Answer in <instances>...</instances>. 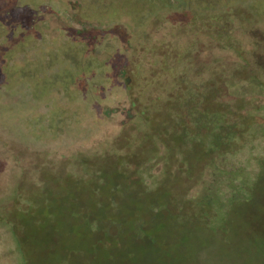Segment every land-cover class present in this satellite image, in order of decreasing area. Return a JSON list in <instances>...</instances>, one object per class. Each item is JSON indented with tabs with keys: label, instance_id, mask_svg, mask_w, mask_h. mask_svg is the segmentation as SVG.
Wrapping results in <instances>:
<instances>
[{
	"label": "rangeland",
	"instance_id": "rangeland-1",
	"mask_svg": "<svg viewBox=\"0 0 264 264\" xmlns=\"http://www.w3.org/2000/svg\"><path fill=\"white\" fill-rule=\"evenodd\" d=\"M0 46V264H264V0H0Z\"/></svg>",
	"mask_w": 264,
	"mask_h": 264
},
{
	"label": "trees",
	"instance_id": "trees-1",
	"mask_svg": "<svg viewBox=\"0 0 264 264\" xmlns=\"http://www.w3.org/2000/svg\"><path fill=\"white\" fill-rule=\"evenodd\" d=\"M154 26H155V24H154ZM18 37L19 38H24V34H18ZM27 37H30V35H28ZM22 42H24L23 41V39H22ZM21 42V43H22ZM191 42H196L195 40H191ZM200 42V41H199ZM205 42H206V40H205ZM2 46H12V45H10V44H4V45H2ZM2 46H0V47H2ZM12 47H17L18 49L17 50H20L19 48H20V45H18V46H12ZM21 48H22V50H24V46H21ZM168 47L166 46L164 49H167ZM170 48H172V47H170ZM160 49V48H159ZM150 53H152L151 51H149ZM148 52V53H149ZM15 53V52H14ZM133 59H132V64H133V66H132V68H133V76L135 77V73L136 74H138L136 71H135V69L137 70V65L139 66V65H141V67L143 68L144 67V69H145V67L148 69H145V73H144V75H146L148 78H150V80H153L154 78H152L151 79V77H155L156 76V74L157 73H154L153 71H154V69H157L158 70V68H155L153 65H152V63L154 64V61L155 60H151L150 59V57H148V54H147V57H146V60H145V65H142L141 64V61H139V57H138V55L136 54V52L134 53L133 52ZM158 62H159V59H158ZM163 63L164 64H167V60L165 59V58H163ZM160 64V63H159ZM161 65V64H160ZM165 70V69H164ZM6 71V70H5ZM162 74V73H161ZM144 75H143V77H144ZM126 79H127V83H128V88H129V90H130V92H131V94L133 95L134 93H135V85H134V80H133V78L131 77V76H127L126 77ZM150 80H148V79H146V81L148 82H150ZM208 82H203V83H198V84H194V83H191V84H188V86H187V88H186V90L184 91V92H182V94H179L180 96L179 97H182V98H184V101H185V109H184V111H180L179 110V108H180V106H181V104H179V103H177V100H178V98H177V100H174L173 101V99H175L174 97H172V99L171 100H168L169 102V104H171L172 103V106H174L175 107V109H174V113H175V115H174V118H173V120H174V126L176 127L174 130H173V134H172V136H173V138L175 139V140H178L180 137H183V136H185L186 134H185V132L184 131H182L181 130V127H180V122L183 124V122H186L187 124H189L190 126L193 124V123H196V121H195V117L194 116H191V117H186V119H184V116L186 115V113H187V111H188V108H190V106H188L189 104H193L192 103V97H193V94H191V98H189V95H190V93H191V91H196V92H199V91H201V87L202 88H205L206 89V92L207 93H210V92H213L214 91V87H217L218 86V82H216V81H211L210 79H208L207 80ZM201 82V81H200ZM151 83H153V89L155 90V89H157V88H159V87H161V85L162 86H164L166 83H163L162 82V84H158V83H156V82H152L151 81ZM161 83V82H160ZM168 83V82H167ZM202 84H204V85H202ZM137 87H138V85H137ZM141 87V86H140ZM143 88V92H141V91H139V95L141 94V93H143L144 95H149V94H146V92L148 91V89L147 88H145V87H142ZM217 89V88H216ZM149 92V91H148ZM185 98H187V99H185ZM215 98V97H214ZM148 100V103L150 102L151 103V108L154 106L153 104H152V100L150 99V98H147ZM131 102H132V105L133 106H137L139 109H141V110H143L144 112H145V110H146V108L143 106V104H142V102H141V96H135L132 100H131ZM203 104H204V106L205 107H207L210 111H208L209 112V116H208V118H210L212 121H213V119H214V116L213 115H215V114H211V113H213V112H215L216 114H217V112L216 111H214V110H219L218 109V106H221V105H223V103L220 101L219 102V100H217V99H215V100H213V96H210V95H206V97H204L203 98ZM144 105H145V102H144ZM192 109V108H191ZM147 111H149V112H151V110H147ZM227 111H228V113L230 114V109H227ZM222 112H225V111H222ZM222 112H221V109H220V111H219V113H218V115L220 116L221 114H222ZM225 113H227V112H225ZM231 115V114H230ZM229 115V116H230ZM148 116H149V118L150 119H153L154 118V114H153V112H151L150 114H148ZM146 117V116H145ZM149 118L147 117L146 119L147 120H149ZM220 120H218V121H216V123H214V122H210V123H212V124H214V128H215V130L212 132V133H208V135H207V133L205 132V131H203V130H200V131H198L197 133H195V132H190V134L192 135V137H193V141L192 142H196V140L197 141H202V139L206 142L207 140H208V136H209V139H210V141H208L207 143H209V147H208V151L209 152H211L212 153V151H214L218 146H223L224 144H226V143H228V142H230V140H226L227 138H228V136L225 134V132H223L224 130H223V126L222 125H224L223 124V122H219ZM232 125V124H231ZM233 126V125H232ZM229 129H232V127H230ZM232 134H233V132H232ZM223 135H226V137L227 138H225ZM207 139V140H206ZM203 142V141H202ZM223 221L224 222H226L227 221V219H226V214H224V216H223ZM140 225V224H139ZM145 226H142L141 225V227L140 228H143L144 230H145V228H144ZM146 232V231H145ZM147 233V232H146ZM148 234V233H147ZM149 235V234H148ZM149 236H151V235H149ZM147 237V238H145V242L147 243V244H149V246H151V245H153L154 243H155V238L154 237ZM140 237H142V238H140V239H144V236H143V234L140 236ZM151 238V239H150Z\"/></svg>",
	"mask_w": 264,
	"mask_h": 264
},
{
	"label": "flooded vegetation",
	"instance_id": "flooded-vegetation-1",
	"mask_svg": "<svg viewBox=\"0 0 264 264\" xmlns=\"http://www.w3.org/2000/svg\"><path fill=\"white\" fill-rule=\"evenodd\" d=\"M177 56L174 58V62L176 61V63H179V61L177 60ZM179 59V58H178ZM171 63V62H170ZM169 63V64H170ZM172 63H173V61H172ZM165 73L167 74V75H169L171 72H170V69H168L167 71H165L164 73H162L161 75H163L164 77H167L166 75H165ZM170 78V77H169ZM257 85H261L260 83L258 84L257 83ZM155 90H157V92L159 91V88H157V89H155ZM162 90V89H161ZM134 107V106H133ZM139 111H141V109H139ZM146 112V111H145ZM144 111H143V117H145V115H146V113H145Z\"/></svg>",
	"mask_w": 264,
	"mask_h": 264
},
{
	"label": "crops",
	"instance_id": "crops-1",
	"mask_svg": "<svg viewBox=\"0 0 264 264\" xmlns=\"http://www.w3.org/2000/svg\"><path fill=\"white\" fill-rule=\"evenodd\" d=\"M54 52H57V50H55ZM86 65L88 66V63Z\"/></svg>",
	"mask_w": 264,
	"mask_h": 264
}]
</instances>
